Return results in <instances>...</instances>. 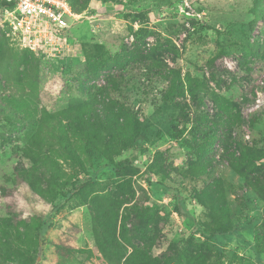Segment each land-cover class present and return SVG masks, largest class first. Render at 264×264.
<instances>
[{"label":"rangeland","instance_id":"374dc122","mask_svg":"<svg viewBox=\"0 0 264 264\" xmlns=\"http://www.w3.org/2000/svg\"><path fill=\"white\" fill-rule=\"evenodd\" d=\"M75 15L58 57L0 25V264H106L97 244L116 240L158 264H264L263 193L227 161L264 184V0H89ZM152 59L179 73L167 100Z\"/></svg>","mask_w":264,"mask_h":264},{"label":"built area","instance_id":"2783aa9c","mask_svg":"<svg viewBox=\"0 0 264 264\" xmlns=\"http://www.w3.org/2000/svg\"><path fill=\"white\" fill-rule=\"evenodd\" d=\"M2 1L0 25L17 48L46 58L68 50L69 33L78 16L67 0Z\"/></svg>","mask_w":264,"mask_h":264},{"label":"trees","instance_id":"16d2710c","mask_svg":"<svg viewBox=\"0 0 264 264\" xmlns=\"http://www.w3.org/2000/svg\"><path fill=\"white\" fill-rule=\"evenodd\" d=\"M72 12L74 14H79L81 11H83L88 4L89 0H67ZM4 6V2L0 0V8ZM171 69H169L166 65H162L153 59L149 61L147 65V71H150L151 77H156L157 81H161L164 83H168L167 90L165 92L164 99H168V95L170 92H172L175 88L176 81H179V73L176 71H173V74L171 76ZM141 137L138 133H135V135L132 138L130 145V148L132 149V152L127 160L119 161L116 166L113 167V170L117 173L122 172L124 169L129 168L130 170H133L132 168V162L137 157V149L140 145ZM247 150V148H244ZM240 152V159L243 165L247 166L249 164H253L255 154L254 153H245L241 149ZM228 165L232 170H234L241 178L245 180L247 185L253 189L254 191H258L263 193L264 197V184L261 185L260 181L258 180V177L255 173L251 175L249 178L247 175V172L241 171L239 168V164L234 160L232 156L227 157ZM203 173V172H202ZM264 179V178H263ZM175 200L178 203V205L175 207V212L183 218L188 226H191L195 221L194 219L185 211L182 210L180 205V198L176 195ZM258 224V218L253 221V226H256ZM45 230V225L43 224L41 226L40 232ZM202 232L207 234L208 237H213L215 235H224L229 232L230 228L228 226H225L223 224H217V223H203L202 225ZM39 232V233H40ZM98 251L102 255L103 260L106 264H158L156 261L151 260L148 258L145 254H135L134 252L129 253L127 249L118 243L116 240L112 243H98Z\"/></svg>","mask_w":264,"mask_h":264}]
</instances>
